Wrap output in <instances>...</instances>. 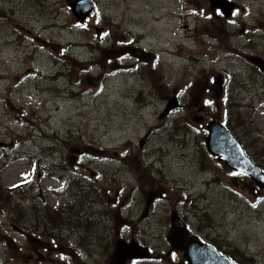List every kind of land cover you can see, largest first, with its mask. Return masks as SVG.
<instances>
[{
  "label": "rangeland",
  "instance_id": "1",
  "mask_svg": "<svg viewBox=\"0 0 264 264\" xmlns=\"http://www.w3.org/2000/svg\"><path fill=\"white\" fill-rule=\"evenodd\" d=\"M75 1L7 0L0 13L1 207L11 213L3 203L27 198L33 187V198L48 192L51 210L75 200L81 244L92 248L84 259L105 263L118 239L139 240L134 232L160 244L149 236L173 209L204 225L210 203L213 237L264 264L261 192L203 143L206 122L227 114L264 166V75L254 62L264 59V0H229L237 7L226 25L232 33L217 37L211 19L220 8L210 0H91L95 11L80 21L69 8ZM224 73L233 75L219 91L212 84ZM9 159L15 163L5 165ZM59 161L79 177L66 196L67 180L46 172ZM31 162L32 188L8 190ZM145 213L149 221H140ZM55 254L44 264L57 263ZM40 257L33 252L27 261L43 264Z\"/></svg>",
  "mask_w": 264,
  "mask_h": 264
},
{
  "label": "flooded vegetation",
  "instance_id": "2",
  "mask_svg": "<svg viewBox=\"0 0 264 264\" xmlns=\"http://www.w3.org/2000/svg\"><path fill=\"white\" fill-rule=\"evenodd\" d=\"M130 1L133 5L134 0ZM8 8L7 0H0V13L5 12ZM0 146L3 145L0 144ZM13 163H15V160L9 159L5 165H12ZM219 163L222 164V162ZM31 168L32 162L29 163L27 169L20 171L17 180L11 183L7 189L10 191H20L22 189L32 188ZM235 175L241 179L240 182L246 179L249 180L251 185H254L246 175L236 172ZM213 181L216 182L215 179ZM155 185L160 186L159 183ZM33 188L27 192V198H22L21 200L12 199L3 203V206L9 208L11 213H7L1 207L2 200L0 199V255L2 253L4 257L3 261L0 258V264H30L27 260L33 252L41 256L40 261L43 264L45 256H49L54 252L60 259L57 260V263L53 264H76L75 257L78 264H111L109 260L111 259L113 250L110 251V254L104 256L105 263H89L85 261L84 258L86 256L88 259L91 257L92 248L86 240L83 245L81 244L82 225L80 214L75 213L77 210L75 200L72 201V208L68 207L64 209L57 206L51 210L48 201V192L37 190L38 197L33 198ZM77 189L79 190L78 187ZM151 202H154V198L148 199L147 205ZM210 206L214 207L210 203L204 207L205 214L202 212L204 214L202 218L205 224H201L198 228L193 227L187 221L186 215L188 214L179 212L178 209H173L171 213L174 211L179 213L178 217L180 221L185 224L188 230V237L198 239L201 243L210 246L213 251L220 256L226 257L232 264H256L252 260H244L236 251H230V249L223 246L222 242L217 241L219 235L213 237L215 231L211 230V224L214 225V222L210 224L207 220L211 212L214 211ZM170 217L169 213L166 215L165 220L160 223L159 228L162 229L161 232H156L155 234L152 232L151 236H149L152 239L158 238L161 240L160 244L158 242L155 246H152L145 241L146 239L144 238L147 237L140 235L147 234V232L140 231L134 232L138 235L139 240H135L134 234L130 236L129 240H124L126 243L133 240L145 252H143L142 257L128 259L123 264H188L184 259L183 253L173 249L167 242V234L170 229ZM1 220H4V223ZM142 220L149 221L146 220V213L141 214L140 221ZM33 222L36 224L33 225ZM86 234L88 237L91 236L87 232ZM13 244L17 245L21 257V262L19 263L15 261V253L10 250ZM31 244L33 247L35 244L38 245L37 251H35V248L26 249ZM13 247L15 246L13 245ZM53 249L55 251L52 252ZM44 252L47 255H44ZM49 262L52 261L49 260Z\"/></svg>",
  "mask_w": 264,
  "mask_h": 264
},
{
  "label": "water",
  "instance_id": "3",
  "mask_svg": "<svg viewBox=\"0 0 264 264\" xmlns=\"http://www.w3.org/2000/svg\"><path fill=\"white\" fill-rule=\"evenodd\" d=\"M217 1L219 2V4L218 2H216V0H210V3L212 4L211 8L218 6L222 10V13L225 15V17H229L231 10L233 9L232 4H229L228 2L223 0ZM75 4L76 3L70 5L75 15L82 16L83 18L90 13V9L87 11L85 9L87 8L85 3ZM255 64L259 66L260 70L264 73V60L258 58L255 60ZM224 85L225 81L221 80L220 77H218L215 84L213 83V86L217 87L219 91L223 89ZM170 108H172L171 104L167 106V110H169ZM206 129L209 132V135H207L204 140L207 151L212 155L215 154L216 156H223L225 162L230 168L247 172L244 166H242V168L239 167L240 158H245L241 147L235 141L232 134H229L226 131V128L222 125H219L216 120L209 121L207 123ZM215 140L216 144H218V140H220V144L224 142V146H222L221 149L222 152L220 151V144H218V148H216V144L214 143ZM247 162L244 161V165H249L251 167V164ZM256 180L255 182H258ZM167 241L173 249H176L183 253L184 259L188 264H225L226 262V264H230L226 259L221 258L219 254L213 251L210 247L200 243L195 238H188L187 230L184 224L179 220L176 213H173L171 216V227L167 234ZM115 247L116 249L114 250L111 257V264H123V262L127 261L128 259L142 257L143 252H145L134 243L127 245L122 241H118Z\"/></svg>",
  "mask_w": 264,
  "mask_h": 264
},
{
  "label": "trees",
  "instance_id": "4",
  "mask_svg": "<svg viewBox=\"0 0 264 264\" xmlns=\"http://www.w3.org/2000/svg\"><path fill=\"white\" fill-rule=\"evenodd\" d=\"M212 20V22H211V24H212V28H213V24L214 25H216L217 27L215 28V29H213V30H216L215 31V33H213L214 34V36H218L219 34L218 33H221V31L223 32V34L225 33L224 32V27H225V22H226V20L222 17V16H219L218 17V20L217 21H215V19H211ZM216 32H218V33H216ZM95 79H100V81H102V77L100 78V74L98 75V76H95ZM155 80L157 81V78H155ZM159 81V80H158ZM152 83L154 84V80H152ZM154 86H157V85H155L154 84ZM159 89H161L160 87H159ZM162 90V89H161ZM226 124L229 126V127H231L230 125H229V116L227 117V119H226ZM245 125V124H244ZM237 128H238V126H234L233 127V132L235 133V135H236V138L240 141H243L241 138H240V136L242 135L239 131H237ZM238 134H240V136H238ZM240 141V142H241ZM49 172L50 173H52V174H55V175H58V176H60V177H67V176H69V177H72L73 178V176H72V173H71V171L69 170V169H67V166L65 165H63L61 162H59V163H53V164H50V166H49Z\"/></svg>",
  "mask_w": 264,
  "mask_h": 264
},
{
  "label": "bare ground",
  "instance_id": "5",
  "mask_svg": "<svg viewBox=\"0 0 264 264\" xmlns=\"http://www.w3.org/2000/svg\"><path fill=\"white\" fill-rule=\"evenodd\" d=\"M218 15H220V14H222V16H225L223 13H222V10H218ZM226 25H228V21L226 20V22H225V27H224V32L225 33H227L228 34V32H230V30H229V27L228 26H226ZM226 30H228V32H226ZM230 33H232V32H230ZM231 38H232V40H233V34L230 36ZM152 72V71H151ZM170 110H172L171 108H170ZM245 123V122H244ZM242 126V129L244 130V126L246 127L247 125L245 124H242L241 125ZM250 126H251V123H250ZM237 131H239L241 134H244L243 132H242V130H240V126L237 128ZM245 131V130H244ZM240 138L243 140L242 142H244V144L246 145V142L244 141V139H247V137L246 138H244V136H240ZM240 142V141H239ZM242 142H240L241 143V145H244V144H242ZM244 160L243 159H241L240 158V160H239V164H240V166L239 167H241L242 168V166H244V168H245V170L248 172H246V176L247 177H249V179L250 178H252V180H250L252 183H254V185H256L257 186V188H260V189H262L263 188V184H260V182H262L263 183V178H261L260 176H258V174H262L261 173V170H260V168H258V166H256V168H254V166L252 165V164H254V163H251V167L249 166V165H244V162H243ZM225 163V162H224ZM253 168V169H252ZM232 172H236V173H239L238 172V170H235V169H233L232 168ZM252 172H254V174H252ZM256 178H260V180H256ZM254 180H256V181H258V182H254ZM175 212V211H174ZM170 214L172 215V213L170 212Z\"/></svg>",
  "mask_w": 264,
  "mask_h": 264
}]
</instances>
